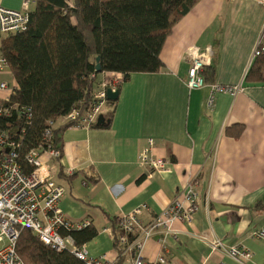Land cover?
<instances>
[{
  "label": "crops",
  "instance_id": "0c3cea01",
  "mask_svg": "<svg viewBox=\"0 0 264 264\" xmlns=\"http://www.w3.org/2000/svg\"><path fill=\"white\" fill-rule=\"evenodd\" d=\"M21 4L0 0L11 10ZM263 23L264 7L255 0H200L165 40L159 72L135 73L127 80L120 73L95 75V91L118 80L109 122L89 129L68 127L60 136V158L40 157L64 189L59 207L65 217L78 224L88 220L96 230L84 244L90 257L105 256L116 264L114 241L103 231L109 228L114 235L113 219L145 206L140 218L146 225L192 185L198 210L189 223L175 222L173 233L153 234L144 244V261L236 264L212 251L209 243L218 240L226 247L248 248L250 264H264V242L251 236L264 229V85L245 80ZM197 54L213 70L207 84L241 90L217 93L210 105L209 86L189 90L187 71ZM7 74L12 84L0 83L17 90L9 69L0 77ZM8 94L0 91V100ZM233 127L242 128L237 138L226 134ZM149 140L153 155L171 162L170 173L143 175L137 159ZM132 259L133 254L123 257L121 264H132Z\"/></svg>",
  "mask_w": 264,
  "mask_h": 264
},
{
  "label": "trees",
  "instance_id": "16d2710c",
  "mask_svg": "<svg viewBox=\"0 0 264 264\" xmlns=\"http://www.w3.org/2000/svg\"><path fill=\"white\" fill-rule=\"evenodd\" d=\"M200 0H37L27 29L0 36V57L4 58L18 89L10 104L30 108L33 119L26 125L15 111L2 119L0 128L11 136L23 128L20 163L25 173L33 168L23 161L30 150H43L41 137L50 130L54 148L61 150V134L69 124L49 126L72 109L79 112L93 102L96 58L101 73H120L124 80L135 73H157L163 64L161 50L174 26ZM206 83L212 82L213 70L204 69ZM245 80L264 85V53L256 57ZM107 101L101 113L104 126L111 106ZM58 125V126H57ZM226 130L235 138L241 127ZM116 237L119 219H113ZM76 245L93 239L97 232L90 225L65 232ZM117 250L116 241L113 242ZM15 250L24 264H84L69 252H56L40 242L29 229L22 228ZM119 257L116 264H121Z\"/></svg>",
  "mask_w": 264,
  "mask_h": 264
},
{
  "label": "built area",
  "instance_id": "2783aa9c",
  "mask_svg": "<svg viewBox=\"0 0 264 264\" xmlns=\"http://www.w3.org/2000/svg\"><path fill=\"white\" fill-rule=\"evenodd\" d=\"M255 1L264 7V0ZM36 2L37 0H22L19 10L0 6V36L24 32ZM263 53L264 23L252 52L251 62ZM205 67L203 56L195 55L190 60L186 86L189 90L209 86L211 90L209 105L217 93L235 95L241 90V86L224 87L207 84L203 74ZM6 70H8V65L4 58L0 57V73ZM117 83L118 80L113 79L108 83L100 84L94 93L93 102L84 110L79 112L72 109L58 122L49 121V126L54 127L60 123L69 124L72 128L89 129L95 124L108 101L106 89L116 90ZM0 91L9 92L5 100H0V122L15 111L24 123L29 125L33 119L32 110L10 104V98L15 95L16 89L9 88L6 83L2 82ZM14 134L18 137L15 138L10 135L9 130L0 128V264H24L15 250V242L22 228L29 229L45 246L56 252H69L84 264H112L105 256L90 257L84 245H76L69 234H63L73 230H82L89 226L90 222L85 220L80 224L72 223L59 207L65 193L64 189L54 182L52 168L40 161L41 153L55 159L61 156V150L54 148L49 138L50 130H46L41 137L43 150L30 149L23 156V161L33 168L28 174L24 172L19 161L21 149L19 139L24 136L25 131L20 128ZM137 165L143 169V175L146 178H152L157 174H168L171 171L170 161L153 155L152 140L148 141L146 148L139 154ZM197 199L195 188L188 185L181 196L167 204L150 223L144 225L141 222L140 217L146 208L139 206L128 214L117 217L119 227L116 237L112 235L109 228L103 231L108 233L113 241H116L119 257H129L133 254L132 264H148L142 256L146 241L156 232L173 233L172 225L175 222L189 223L198 210ZM251 236L255 240L264 242V229L255 230ZM209 246L213 252H222L236 264H250L253 258L252 251L242 245L226 247L222 242L214 240L209 243Z\"/></svg>",
  "mask_w": 264,
  "mask_h": 264
},
{
  "label": "water",
  "instance_id": "95a60500",
  "mask_svg": "<svg viewBox=\"0 0 264 264\" xmlns=\"http://www.w3.org/2000/svg\"><path fill=\"white\" fill-rule=\"evenodd\" d=\"M96 62H97V64L95 65V72L97 74H100L101 68L99 65V57L96 58ZM106 97H107L108 101H115L118 97V90L112 91L110 88H107L106 89ZM103 123H104V119L102 118V116H99L96 124H103Z\"/></svg>",
  "mask_w": 264,
  "mask_h": 264
},
{
  "label": "rangeland",
  "instance_id": "374dc122",
  "mask_svg": "<svg viewBox=\"0 0 264 264\" xmlns=\"http://www.w3.org/2000/svg\"><path fill=\"white\" fill-rule=\"evenodd\" d=\"M2 79H5L10 84H12V82H13V79L11 78V76L9 74L5 75L4 77H0V80H2Z\"/></svg>",
  "mask_w": 264,
  "mask_h": 264
}]
</instances>
